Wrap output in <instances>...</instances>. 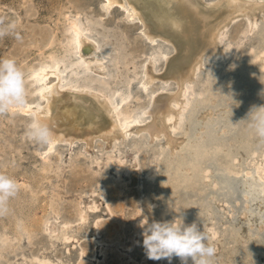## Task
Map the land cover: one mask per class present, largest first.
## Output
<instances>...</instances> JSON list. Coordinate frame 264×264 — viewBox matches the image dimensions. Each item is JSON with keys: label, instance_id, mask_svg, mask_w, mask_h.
I'll list each match as a JSON object with an SVG mask.
<instances>
[{"label": "bare ground", "instance_id": "1", "mask_svg": "<svg viewBox=\"0 0 264 264\" xmlns=\"http://www.w3.org/2000/svg\"><path fill=\"white\" fill-rule=\"evenodd\" d=\"M100 4L107 12L118 7L126 20L139 21L142 34L152 43L162 39L171 45L170 50L161 45L150 49L141 68L143 71L141 83L147 88L158 81L163 84L172 81L175 87L157 88L149 95L145 105H141V101L138 103L134 101L133 98L138 96L134 81L138 76L140 64L138 58L128 54L125 34L117 30L114 24L104 26L89 12L80 9L67 10L64 17L66 22H69L67 29L73 42L66 46L61 40L52 41L56 33H53L54 37L51 35L52 39L46 43L41 40L30 42L36 45L31 52L32 55L34 53L37 55L38 62L35 65H28L26 71L32 77H37L39 84L25 87L27 107L23 110H11L7 118H4L6 122L0 124V155L14 156L16 148L14 134L19 133L17 130L19 126L14 123V111H19L22 114H30L31 121L39 119L47 123L54 133L55 143L50 148L42 147L39 152L43 179L50 178L48 177L50 171L59 172L62 169V158L57 145L80 141L84 142L88 149H92L97 140L106 142L112 151L107 154L104 166L113 167L118 173H126L127 163L123 156L115 154L114 144L127 140L132 133L141 134V137L136 139L144 136L148 143L145 134L152 139L160 140L167 155L165 157L160 153L163 154V162L155 167L159 168L162 164L168 176L174 178L183 176V180L191 183L199 171L204 181L206 178L212 179L211 165L207 164L211 147L222 143L232 144L233 139L230 136L241 121L248 119L250 109L264 106V102L261 101L262 97L264 98V76L256 70L264 69V48L253 56L262 60L261 65L249 62L244 67L242 65L227 72L209 98L200 100L186 120V114L191 106V96L195 95L193 87L199 82V70L207 67L208 57H212L215 60L213 62L222 63L224 59V65L230 62L228 55L232 49L238 51L248 38L247 31H250L255 22L264 18V0H101ZM23 11L26 16L18 17L14 7H0V19L6 24L14 23L17 27L18 21L24 22V18L32 17L29 9ZM241 17L249 19V28L240 35L239 41L234 37L235 41L230 42L226 30ZM38 35L39 38L44 36L42 33ZM3 38L12 39V34ZM48 44L51 46L43 49ZM76 52L78 59L73 55ZM29 57L30 55L22 60V63L28 62ZM161 60L163 65L158 68ZM83 62L89 68H85ZM124 66L127 69L123 68ZM210 69L211 67L204 74ZM90 70L102 76L93 78L89 75ZM196 78L197 81L194 83ZM198 87L196 89L200 90ZM29 91L39 93L42 102L36 103L28 99ZM179 129L182 131L178 132ZM255 136L251 129V133L248 132V139L251 137L249 140L253 147L248 150L247 155H242L245 159L237 166L241 172L239 179L242 187L245 183L249 190L244 198L243 207L240 203L237 206L242 209L243 219L247 221H255L249 211V207L252 206L250 199H254L253 205L258 209L260 216H264V153L258 152L256 143L261 140ZM134 151L136 155L133 163L138 165L141 149L136 146ZM237 158L232 161H236ZM6 168L8 169L6 164H0V173L5 172ZM215 183L210 185L214 191L219 187ZM19 185L25 187L27 182ZM190 187L194 190L189 192L185 202L191 208L198 209L194 215L203 214L202 211H205L203 206L206 203L204 204L202 197H213L215 192H210L212 190L208 187L205 191L198 192L200 189L196 181H193ZM40 191L44 193L45 190L42 188ZM195 191L196 198L192 196L195 195ZM37 192L38 190L33 187L31 197L37 195ZM226 205L228 204L222 206ZM228 206V216L221 218L225 226L234 223V212ZM89 207L97 209L98 203ZM8 208L10 209L9 206ZM25 209L27 207L24 206L22 215L14 210L13 221L0 224V264H14V252L21 249L23 245L21 243L27 239L26 236L31 237L49 230L68 241L77 237L66 230L67 222L65 224L58 222L59 218L56 216L61 214L60 203L54 204L53 212L56 216L51 218L46 215L38 216L37 210L31 211L29 217ZM207 216L205 215V218ZM213 216L218 217L216 214ZM182 221L177 220L178 223ZM257 223L263 230L264 218ZM94 225L97 229L115 227L111 220L106 223L95 220ZM209 226V223H205L202 228L207 235L213 232ZM252 228L253 222L252 226L246 229V233H240L244 240H247ZM213 234L215 235L214 232ZM253 235L249 241L256 234L254 237ZM81 250V256H84L87 253L86 249ZM104 252L103 248L102 253ZM39 263L50 264L45 258H40Z\"/></svg>", "mask_w": 264, "mask_h": 264}, {"label": "rangeland", "instance_id": "2", "mask_svg": "<svg viewBox=\"0 0 264 264\" xmlns=\"http://www.w3.org/2000/svg\"><path fill=\"white\" fill-rule=\"evenodd\" d=\"M26 1L0 0V7H14L18 17H25L23 10L27 9L30 10V15H32L31 18L28 16L29 19L24 18V22H17L18 26L15 27V32L19 33L21 39L17 40L15 35H12V39L0 38V58L12 57L17 61L20 68L24 69L25 87L39 84V79L32 77L26 71L28 65H35L38 62L36 60L37 55L34 52V55H32L31 52L34 51L36 45L30 42L41 40L46 43L52 39L53 33H56L52 41L61 40L67 46L72 41V36L67 29L69 22H66L64 12L75 9L89 12L104 26L114 24L117 30L125 34L128 54L138 58L140 64L138 76L134 81L138 93V96L133 98L134 101L137 103L141 101V105H145L152 91L159 87L168 89L175 87V83L172 81L164 84L158 81L147 88L143 87L141 83L143 71L141 68L147 60L150 49L161 45L166 50H170L171 45L162 39L152 43L142 34L140 22L126 20L122 10L118 7L107 12L100 4L101 0ZM4 24L6 23L4 22ZM249 25V19L241 17L227 28L226 33H232L233 39L235 37L236 41H239L240 35L244 30H248ZM247 32L248 38L238 50V60L240 61L243 58L245 61L249 60L248 63L261 65L262 60L253 58V56L264 48V18L255 22L250 31ZM38 33H42L44 36L42 35V38H39ZM38 44L40 45V42ZM50 46L51 44H48L43 49ZM74 50H76V47ZM29 55V61L22 63V60ZM73 55L77 59L79 58L77 52ZM213 61L215 60L212 57L206 59L207 64ZM83 64L85 68H89L86 63L83 62ZM236 64L231 62L225 63L224 66L225 68L233 67L235 69ZM162 65L163 60L158 63V68H161ZM123 68L127 69L126 66ZM207 70V67H202L198 75L201 72L205 73ZM232 70L230 69L228 72ZM256 70L264 76L263 68L261 70L256 68ZM89 75L96 79L102 76V74L92 70L89 71ZM196 81L197 78L194 83ZM95 83L98 84V82ZM27 96L28 99L36 103L42 102L39 93L29 91ZM9 114L8 112L3 117L0 115V124L3 121L6 122L4 118H7ZM31 118L30 114L14 111V123L19 126L17 129L19 133L14 134V146L17 149L14 148V156L0 155V164H6L8 167L3 173L14 178L17 183L19 182L18 195L9 201V212L0 215V224L13 221L14 210L22 215L24 206L27 207L25 212L29 217L31 211L34 212L35 210H37L40 217L45 215L49 218L55 217L53 206L60 203L61 214L56 216L59 218L58 222L62 224L67 222L68 227H65L66 230L77 237L68 241L63 239L61 235H55L54 232L51 233L49 230L41 234H34L31 236L32 238L26 236L27 239L21 243L23 244L21 249L14 252V264H40V258H45L50 264H80L81 262L87 264H169V261L165 259L154 261L146 257L142 247L141 233L143 229L140 227L141 221L144 223H147V221L151 223L153 220L173 221L176 219V213L181 210L187 213L197 212L198 209L191 208L185 202L189 192L194 190L190 185L193 181H196L198 189H200L198 192L205 191L207 187L212 190L210 187L212 179L206 178L204 181V178L201 177L202 173L198 171L192 182L189 183V181L183 180V176H176L175 178L168 176L162 164L159 168H156L155 166L158 163L163 162V160L158 162V155L163 153L165 156L167 151L161 146L159 139H152L148 137V134H145V137L149 140V146L141 149L139 164H134L133 159L136 155L134 144L137 141L136 138L141 137V134L134 133L127 140L117 141L114 144V147H116L115 154L123 156L125 163H127L126 173H118L113 167L104 166L107 154L112 151V148L106 142L97 140L95 146L88 149L86 144L80 141L73 144L59 143L57 145L62 158V169L59 172L50 171L48 174L50 178L43 179L42 159L39 156L42 146L28 141L24 137V131ZM181 131L182 129H179L178 132ZM244 159L240 155L233 162L234 167L237 168ZM178 178L182 179L179 180ZM23 182H27V186L22 187L19 185ZM27 187H30V189H27ZM33 187L38 192L37 195L31 197ZM42 188L45 190L44 193L40 191ZM196 195L197 191L192 196L196 198ZM202 198L205 201L204 204L206 203L203 206L204 210L212 207V210L218 215L217 219L228 216V205L222 206L221 202L212 201L210 196ZM154 200L157 202H154ZM20 202L22 205L19 206ZM95 203H98V208L91 209L89 206ZM203 212L209 217V212ZM233 216H237L238 224L244 223L245 226L240 229L241 231L232 234V238L228 240L220 234L208 240V243L216 248V254L212 258L211 264H264L263 256L255 257L256 261L253 260L254 255L251 250L259 244L257 234L263 230L258 223L254 224L252 230H254L256 236L251 241H247V244L241 246L240 243L238 244L239 240L242 241L240 233H245L246 229L250 228L252 224L248 225V221L244 220L240 213L238 215L233 214ZM95 220H100L103 223L111 220L114 222L115 227L112 229V227L106 226L97 229L94 225ZM218 222L217 228L219 230L227 228L221 220H218ZM184 223L190 225L187 220H184ZM101 241L104 243H101ZM137 241H139V244ZM82 248H85L87 252L84 256H81ZM103 248L105 249L104 253H102ZM171 264H181V260L178 257H173ZM188 264H192L190 258Z\"/></svg>", "mask_w": 264, "mask_h": 264}, {"label": "clouds", "instance_id": "3", "mask_svg": "<svg viewBox=\"0 0 264 264\" xmlns=\"http://www.w3.org/2000/svg\"><path fill=\"white\" fill-rule=\"evenodd\" d=\"M15 35V24H4L0 20V38ZM27 107L25 73L14 58H0V115H5L13 109L23 110ZM248 120L255 135L264 140V106L250 109ZM24 137L42 147L50 148L55 143L54 133L50 126L39 120H32L24 131ZM18 183L14 178L0 173V215L9 212L8 203L18 194ZM173 221H141L143 229L142 247L149 260H168L178 257L181 264H211L216 254L214 245L208 243V236L194 222L184 225ZM139 244V241H137Z\"/></svg>", "mask_w": 264, "mask_h": 264}, {"label": "water", "instance_id": "4", "mask_svg": "<svg viewBox=\"0 0 264 264\" xmlns=\"http://www.w3.org/2000/svg\"><path fill=\"white\" fill-rule=\"evenodd\" d=\"M229 38H230V42L235 41L233 39V34L230 32H229ZM238 52L239 51H236V49L233 48L232 51L228 55V60L230 61L229 63L231 62L237 63L236 69L242 65H243L242 67H244V65H246L249 61V60L245 61L243 58L240 59L239 61ZM209 67H211V69L206 74H204V72H201L199 74L198 76L199 82H197L196 85L193 87L195 91V95L191 96V106H190V110L186 114V117H185L186 120L189 118L190 113L194 111V108L197 106L200 100L209 98V95L211 94V92L218 87V85L221 83L220 81L223 80L224 75L228 72V70L234 69L233 67L225 68L223 62L222 63L221 62H209V64H207V68ZM197 87L201 89L197 90L196 89ZM261 101L264 102L263 97ZM250 124H251V121L248 119L241 121L237 129L234 130L235 132L230 136V138L233 139L232 144L222 143L221 145L216 144L212 146L211 147L212 151L210 153V156L207 159V164L211 165V171L213 173L211 184L216 182L215 185L219 186L215 188L217 190L214 191L212 189V191H210V192H215L213 194L212 201L221 202L223 204H228L232 208L231 211L237 215L243 212L242 209L237 206H239V203H240L241 207H243L242 205H244V198L248 194L249 190L246 187L245 183H243L244 186L242 187V182H240V179H239L241 172L239 171V168L234 167L232 159L239 157L240 155H243V156L247 155L248 150H251V148L253 147L251 146V142L249 140L251 139V137H249L248 139V132L251 133V128L249 126ZM259 139L261 141L256 143V145H258V152L264 153V140H262L261 138ZM134 145L140 149H144L149 146V143L147 142L146 139L141 138L135 141ZM161 159L162 160L164 159L163 154L158 155V162H161ZM174 175H176V173H174ZM249 201L252 202V206L249 207V211L252 213L251 215H253V217L255 218V221L249 220L247 224L251 225L252 222L256 224L257 221L261 222L264 216L263 215L260 216L258 209L253 205L254 199H250ZM205 211L206 213L209 212V214L214 212L212 210V207L208 208V210L206 209ZM197 212H193L192 214L191 212L187 213L181 210L180 212L176 213V218L182 219L183 221L187 220L190 223V225L195 222L201 230L205 223L207 222L210 223L209 227L213 229V232L215 233V235L213 234V232L208 234L207 236L209 237V239L210 238L212 239L217 234H220L224 236L225 238H227L228 240L232 238V234L234 235L236 231H241L240 229L245 226L244 223L238 224L237 216H234L233 224L231 225L228 224L229 226H227V228L219 230L217 228V225L219 224L218 220H221V219H217V217L213 216L214 214H216L215 212L213 213V215L211 214L207 218H205V213L194 215V213H197ZM251 220H254V219H251ZM253 234L255 235L254 230H252L251 234H249V236L246 238L247 240H244V238L242 237V241L239 240L238 244L240 243L241 246L243 244H246L247 241L250 240L251 235ZM257 235H258L257 241L259 244L257 246L255 245L251 249L254 255V257L252 258L255 261H256L255 257H258V258L259 256L264 257V228H263V231Z\"/></svg>", "mask_w": 264, "mask_h": 264}]
</instances>
